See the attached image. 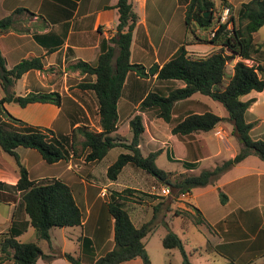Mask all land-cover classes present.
Listing matches in <instances>:
<instances>
[{"label": "crops", "instance_id": "1", "mask_svg": "<svg viewBox=\"0 0 264 264\" xmlns=\"http://www.w3.org/2000/svg\"><path fill=\"white\" fill-rule=\"evenodd\" d=\"M226 1L232 6V13H236L237 16L241 3L249 0ZM116 2L117 0H0V18L11 14L17 8H24L31 13L23 12L15 16L14 28L0 34V52L5 58L6 66L10 68L21 59L30 57H40L43 64L42 70H29L16 80L13 85L14 97L23 96L29 92L58 91L75 101V104L67 102L63 106L47 102H32L22 107L12 99L3 104L5 110L29 124L47 127L56 134L64 135L69 134L72 127L83 123L77 121L73 126L71 125L68 113L69 108H73L85 113L87 118L85 124L99 130L97 116L95 127L88 122L90 121L88 110L91 108L96 110L94 93L77 86L84 78L94 79V77H87L71 65L79 60L94 62L99 54L100 40L117 35L115 30L117 11L114 7ZM130 2L137 14V21L132 31L129 60L133 64L142 65L145 73L153 64L161 66L169 60L182 45L190 54L206 52L202 46L209 43L196 42L194 33L189 32L184 25V1L130 0ZM194 29H196L197 37L198 35L204 37L205 29L197 27ZM209 45L211 50L217 48ZM74 84L76 87L69 89ZM182 86L183 83L180 80H159L156 74L147 73L140 76L135 71H129L117 101L118 120L115 133L129 141L131 138L129 121L133 115L141 114L144 125L139 143L141 153L146 155L150 151L159 150L155 162L157 163L163 154L168 161L167 166L160 168L178 173L198 174L202 169L212 168L223 160L233 157L240 148L241 141L232 135V127L226 130L222 122L211 129L216 141L220 142L227 152V156L223 157L221 148L217 146L214 150L211 148L212 137L205 135L204 132L182 136L172 134L171 126L186 113H201L206 107L213 112L208 101L195 97L198 93L175 102L169 123L150 115L149 111L140 110L139 104L150 90L157 89L166 94L169 89ZM2 96L3 91L0 87V98ZM87 97H90L91 101ZM248 99H252V103L245 112L246 121L252 123L249 134L253 139L264 138V89L252 90L242 96V100ZM122 129L124 134L121 133ZM217 129L224 131L225 142L215 134ZM228 138L232 139L229 143ZM81 139L82 137H79L78 140ZM112 150L116 152L111 161L125 151L122 147H114L107 154ZM15 152L30 179L38 181L54 177L70 182L73 197L82 212L81 235L90 239L93 246V258L96 259L110 250L114 245L113 232L112 238L106 234V223L111 224L113 220L106 207L107 200L101 195V191H105L106 188L112 190L133 188L129 183L137 181V178L134 173L128 171L127 179L122 182L120 189L111 187L120 174L125 172L123 170L134 168L125 165L116 180L110 181L106 177V187L96 192L94 186L90 185L97 179L95 166L92 164L91 168L84 167L85 169L81 170V164L78 166L74 163V165L71 159L48 164L33 148L17 147ZM86 152V149L77 147L82 164ZM111 163L103 167L104 174ZM190 163L193 164L189 165ZM126 166H129V169H126ZM171 166L176 168L173 169ZM73 172H78L82 178L74 180ZM149 176H146L148 182H155L162 186L151 176L148 180ZM17 179L14 157L0 147V181L2 182L0 193H12L15 196L13 200L0 201V240L12 228L18 231L15 238L19 242L34 241L41 249L39 242L42 240L36 239L34 228L29 223V216L20 204V192L13 189ZM219 191L227 195L226 203L220 202ZM156 194H160L159 189ZM157 202L155 199L148 200L151 214L149 218H145V221L149 220L153 214L151 204ZM187 203L194 205L202 212L205 223L183 225L185 227L194 225L196 230L204 236L209 248L213 250L217 247V254L228 260V263L231 260L234 264H252L255 259L261 261L259 264L264 262V161L254 154H249L241 162L222 173L213 184L181 195L179 201L171 204V210L162 209L158 215L168 224L167 220L179 217L172 216L173 209L186 208ZM132 208L135 209V207ZM129 216L135 226L145 222L141 218L135 223L133 216L130 214ZM134 217L138 220L137 212H134ZM63 230L61 229L62 233H64ZM51 235L50 230V240ZM63 237L66 238L65 235ZM183 243L185 246L184 241ZM97 247L105 249V252L99 254ZM197 249H202V246L193 248V250ZM41 251L45 253L42 249ZM58 251L65 252L55 250V252ZM76 255L85 264H89L92 260V256L81 245ZM0 264H12L7 253L2 252L1 249ZM35 264L69 263L59 256L50 260L39 257ZM119 264H143V262L140 258H134Z\"/></svg>", "mask_w": 264, "mask_h": 264}, {"label": "trees", "instance_id": "2", "mask_svg": "<svg viewBox=\"0 0 264 264\" xmlns=\"http://www.w3.org/2000/svg\"><path fill=\"white\" fill-rule=\"evenodd\" d=\"M184 1V25L189 32L192 28H203L209 31L208 39H199L200 43H209L217 48L207 55L194 56L182 45L174 55L161 66L153 64L147 73L156 74L159 80H180L182 87L169 89L162 93L159 90H150L141 100V111H149L153 116L169 123L171 122L175 102L189 98L194 93H200L223 104L227 116L220 117L207 109L201 113L188 112L171 126L172 134L191 135L206 132L217 124L228 121L232 125V135L241 139V146L236 154L209 169H202L198 174L166 171L156 164L159 150L150 151L143 155L139 143L144 131L141 114H135L129 121L131 138L129 141L115 133L117 129V101L122 86L129 71H135L144 76L142 65L133 64L129 60L130 43L133 28L137 21V14L130 0H117L114 5L117 11L116 32L110 38H102L99 43V54L94 62L77 61L72 68L85 74L87 77L78 83V88L90 90L96 99V114L99 130L85 124L86 117L82 111L69 108L68 117L71 125L77 121L83 123L72 127L69 134H56L52 129L29 124L8 113L3 104L10 102L15 96L13 85L18 78L29 70H42L40 57L21 59L8 68L0 52V87L3 96L0 98V147L12 155L16 163L18 179L13 185L15 191L20 192V204L29 216V223L34 228L37 240L50 241V229L54 227L82 226V212L73 197L70 182L62 178H46L32 180L24 165L20 163L15 152L17 147L33 148L39 152L42 159L48 163L61 160H74L78 156L77 147L86 149L84 167H90L103 159L108 151L114 147H122L125 151L117 155L106 168V177L110 181L117 179L125 165L144 171L170 189L168 201L152 203V216L149 220L135 226L130 219L126 208L127 198L132 195V188L111 190L106 207L113 220V247L98 258H93V247L86 236L78 238L80 245L92 256L89 264H119L134 258H140L143 264H150L143 239L152 233L159 225L166 228L162 237V246L167 249H178L182 256V264H193L190 253L184 248L182 239L170 229L167 222L158 219L159 211L171 210V204L178 195L191 193L194 189L213 184L222 173L233 165L241 162L249 154L256 155L264 161V138L253 139L249 132L252 123L246 121L245 112L252 103V99L242 100V96L252 90L264 89V63H255L252 54L258 50L253 42V34L264 26V0H249L240 5L237 23L232 15V6L221 0L223 6L229 8V21L218 24L213 29L214 0H180ZM29 11L17 8L11 14L0 18V34L14 28L15 16ZM208 12L206 16L204 13ZM231 24V28H229ZM231 72L226 66L234 60ZM246 60H252L248 64ZM32 102H47L63 106L67 102L75 104L69 96L58 91L29 92L17 96V103L24 107ZM79 137L82 139L79 141ZM190 163L189 165H192ZM82 176L73 172V179L79 180ZM2 182L0 181V185ZM162 185V186H163ZM221 203L227 202V195L219 191ZM15 199L12 193H0V201ZM172 216H180L183 224L197 225L205 223L202 212L192 204L186 208H175ZM18 231L9 229L0 240V249L6 252L12 264H35L39 257L50 260L54 257H63L69 264H85L79 256L70 253L55 252L52 255L43 253L36 242H19L15 237ZM229 264H234L230 261ZM264 264V262L262 263Z\"/></svg>", "mask_w": 264, "mask_h": 264}, {"label": "rangeland", "instance_id": "3", "mask_svg": "<svg viewBox=\"0 0 264 264\" xmlns=\"http://www.w3.org/2000/svg\"><path fill=\"white\" fill-rule=\"evenodd\" d=\"M216 1V0H215ZM214 1V2H215ZM242 4V3H241ZM222 7L223 4L221 3L220 0H217L215 2V11L213 13L214 17H213V25L212 28L215 29L218 27V20L220 18V15L222 14ZM233 17H236V23H237V16L236 13L233 14ZM229 16H230V12H228L227 16H226V21H229ZM194 25V24H193ZM193 28H195L196 26H193ZM231 24H229V28H231ZM194 31H196V29H194ZM191 35V34H190ZM209 31L205 32L204 37H202V35H198L199 39H208L209 37ZM199 39L194 38V40H196V42H199ZM253 42L255 44V47H257V45L259 46V44L261 45L260 48L258 47V50L252 54V57L254 58V61H262L264 62V26L260 27L254 34H253ZM206 44V43H205ZM203 49H205V53L202 52H198V53H193L192 55L194 56H203V55H207L209 54L211 51V46L209 44L203 45L202 46ZM210 51V52H209ZM208 52V53H207ZM235 62L234 60H231L228 62L226 69L227 72L230 73L231 72V68L233 63ZM246 62L248 64H252L253 61L252 60H246ZM256 63V62H255ZM76 87V84L72 85L71 87H69V89ZM195 97H199L202 100L208 101V103L210 104V108L211 110H213V112H215L216 114H220L221 116H227V111L225 109V107L223 106L222 103L211 99L210 97L203 95V94H195ZM87 99H89L91 101L90 97H87ZM92 103V102H89ZM93 104V103H92ZM89 116H90V121L88 120L89 124H93L92 127H95L97 125V115H96V110L94 108H91V110H88ZM150 115H153L152 113L149 112ZM222 126L224 129L229 130L232 125L230 122L224 120L222 122ZM121 133L124 134V129L121 130ZM205 135H209L210 137H212V142L210 143L211 148L214 147H218L221 148L222 150V155L223 157L227 156V152L226 150H224V146L216 141V139L213 136V131L209 130L207 132H204ZM237 139V138H236ZM231 138H228L227 141L228 143L231 141ZM224 141V140H223ZM225 142V141H224ZM78 149H81L80 147H78ZM116 150H112L109 152V154H107V156L104 159H101V161H99L98 163H93L92 165L95 166V176H96V181L93 183H90V185H93L95 188V191L98 192L102 187H106L105 186V181H106V175L104 174V169L103 167L106 164H109V162H112V158L115 154ZM8 159L11 160V158L8 156ZM213 162V160H212ZM76 163L81 164L82 169L84 168V165L82 164V162L79 160V155L74 157L73 160V164ZM166 163H168L167 159L164 158V154L161 158H159V160L157 161V166L161 167V166H167ZM75 165V164H74ZM73 165V167H74ZM175 165H177V163H175ZM79 166V165H78ZM93 166V167H94ZM174 166V165H173ZM171 166L173 169L176 168ZM92 166H90L89 168H91ZM128 167V168H127ZM166 168V167H165ZM76 170V168H74ZM79 169V170H80ZM88 169V168H86ZM126 169H129V166H126ZM125 172H122L118 178V180L113 182V185L111 188H115V189H120L121 188V184L124 180L127 179V174L128 172L134 173V175L136 176V180L137 181H133L129 184H131V186L133 187L132 189V195L128 196L129 198H127V208L128 212L131 216H133V220L135 223L139 222V220L142 218L143 221H145V218H149L150 214H151V209L148 203V200H157V201H168L170 199H173V197L171 198L170 195H163L161 194H156V192H158V189L161 188V186L155 182H148L146 180V178L148 177V175L139 169H133L131 168V170H123ZM128 171V172H127ZM147 176V177H146ZM125 178V179H124ZM151 179L150 176L148 178V180ZM163 185V184H162ZM112 189L106 188V190L104 191L105 194L102 195L106 198V200H108L109 197V193ZM181 195H178L176 198H174V200L179 201V197ZM176 201V202H177ZM132 207H135V209L133 210ZM132 208V209H131ZM178 209H181V207H176ZM134 212H137V216H138V220L135 219L134 217ZM158 219H162V217L160 218V215H158L157 217ZM169 227L172 231H174L184 242H185V250L187 251V253H191L190 255V261L193 264H227L228 260L224 259L223 256H220L219 254H217V247L210 249L204 236L201 235L199 233L198 230H196V227L194 225H189V226H184L183 225V219L179 217H173L171 220H167ZM106 234L109 236H111L112 238V232H113V223L111 222V224L106 223ZM61 229H64V233L61 232ZM165 227L163 225L158 226L152 233H150L149 235H147L143 241L145 243V248L148 254V257L150 259V264H182V256L181 253L178 249H170L167 250L162 246V237L165 234ZM51 230V240L50 241H45L42 240L39 242L41 249L45 252V254L47 255H52L55 250H63L67 253H70L74 256H77V252L78 249L80 248V242L78 241V238L81 237V228L78 226H74V227H64V228H58V227H54ZM73 234V235H71ZM66 236V238H64L63 236ZM77 236V237H76ZM92 245V243H91ZM198 246H202V249H197V250H193V248H196ZM93 247V246H92ZM97 252H99V254H102L105 252V249H100V247H97ZM231 261V260H230ZM227 262V263H226ZM255 264H259L261 261H259L258 259H255L254 261H252ZM252 263V264H253ZM229 264V263H228Z\"/></svg>", "mask_w": 264, "mask_h": 264}, {"label": "built area", "instance_id": "4", "mask_svg": "<svg viewBox=\"0 0 264 264\" xmlns=\"http://www.w3.org/2000/svg\"><path fill=\"white\" fill-rule=\"evenodd\" d=\"M228 12H229V8H228L227 6H223V7H222V14L220 15V18H219V20H218V24L223 23V22L226 21V16H227ZM215 134H216L219 138H221V139H223V140H225V138H226L225 133H224V131H223L222 129H217V130L215 131ZM159 192H160L161 194H163V195H168V194L170 193V189H169L168 186L163 185V186H161V188L159 189ZM104 194H105V192H104V191H101V195H104ZM184 194H186V193H184ZM184 194H181V195L183 196Z\"/></svg>", "mask_w": 264, "mask_h": 264}, {"label": "water", "instance_id": "5", "mask_svg": "<svg viewBox=\"0 0 264 264\" xmlns=\"http://www.w3.org/2000/svg\"><path fill=\"white\" fill-rule=\"evenodd\" d=\"M207 13H208V12H205V13H204V16H206V15H207ZM119 34H120V33H119V32H117V37L119 36ZM13 101H17V97H14V98H13ZM240 141L242 142V140H241V139H240Z\"/></svg>", "mask_w": 264, "mask_h": 264}]
</instances>
